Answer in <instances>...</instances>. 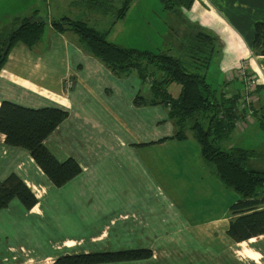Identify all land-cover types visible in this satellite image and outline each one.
Listing matches in <instances>:
<instances>
[{
  "label": "crops",
  "instance_id": "1",
  "mask_svg": "<svg viewBox=\"0 0 264 264\" xmlns=\"http://www.w3.org/2000/svg\"><path fill=\"white\" fill-rule=\"evenodd\" d=\"M49 1L48 21L68 17L73 0H54L53 7ZM39 10V17L45 15L41 0L12 19L30 17ZM182 11L188 18L186 31L188 26H197L195 30L217 38L218 53L213 59L217 65L209 78L208 69L206 78L214 80L218 74L222 94L238 96L242 83L229 77L245 64L263 88L255 96L254 112L264 107V56L253 53L255 24L264 22V0H195L191 10ZM98 29L109 31L110 39L122 30V23ZM177 48L178 43L170 44L167 50ZM67 81L73 86L68 87ZM159 97L144 85L137 71L112 72L81 46L76 35L60 34L50 24L33 49L20 44L12 50L0 72V104L9 101L68 112L45 146L59 162L76 160L82 172L56 187L28 151L8 146L0 134V181L14 173L38 199L31 210L15 200L0 211V264H25L21 260L27 258L23 254L27 250L30 261L53 259L54 263L65 255L136 249H149L153 256L115 264H264V235L238 244L225 237L234 203L212 221L213 229L187 234L183 217L171 202L157 195L156 184L169 180L164 173L167 167L170 176L175 163L194 160L183 154L190 135L184 141L174 139L177 126ZM190 172L194 177L201 171L193 168ZM77 244L82 249L73 247ZM15 256L19 261L6 262Z\"/></svg>",
  "mask_w": 264,
  "mask_h": 264
},
{
  "label": "trees",
  "instance_id": "2",
  "mask_svg": "<svg viewBox=\"0 0 264 264\" xmlns=\"http://www.w3.org/2000/svg\"><path fill=\"white\" fill-rule=\"evenodd\" d=\"M96 1L101 3V0ZM133 2L124 0V6L112 26L126 17ZM160 2L165 11L182 12L191 10L195 0ZM38 13L13 18L0 27V72L16 46L21 44L33 49L50 24L60 34L70 32L76 35L81 46L112 72L121 75L137 71L144 85H147L148 79H153L150 90L156 96L160 94V103L169 109L170 118L177 126L174 139L186 140L187 131L191 130L204 160L212 163L223 183L241 197L230 208L233 218L227 236L238 244L264 235V152L240 147L224 150L221 147V142L236 131V122L241 116L236 111L237 96L232 99H226L222 93L218 96L207 82L206 73L194 71H207L218 53V41L214 35L201 29L195 30L197 26H188L186 33L190 32L186 40L179 44L181 57H175L172 51L152 53L116 45L108 40L109 31L100 32L89 26L86 20L63 17L48 21L40 18ZM253 53L264 56V22L255 24ZM186 55L195 67L183 60ZM171 84L180 86L177 98L167 88ZM262 89L258 85L255 94H261ZM68 115V112L56 108L32 109L9 101L0 104V134L5 136V143L28 151L56 187L64 186L82 172L76 160L71 158L59 162L45 146V141ZM255 119L264 132L263 106L256 110ZM15 200L20 201L27 210L38 203L31 189L13 173L0 181V211ZM152 256L153 252L149 249L97 252L65 255L55 260L54 264H115L149 260Z\"/></svg>",
  "mask_w": 264,
  "mask_h": 264
},
{
  "label": "rangeland",
  "instance_id": "3",
  "mask_svg": "<svg viewBox=\"0 0 264 264\" xmlns=\"http://www.w3.org/2000/svg\"><path fill=\"white\" fill-rule=\"evenodd\" d=\"M36 1L37 0H4V2L0 4V27L1 25L4 26L9 23L12 17L22 15H18V13L23 10V8H26ZM53 1L54 0L49 1L52 7ZM47 6L48 0H41V10L45 7V15L40 13V16L45 19L48 18V15H46ZM123 6L124 0H101L100 4H98L96 0H73L66 16L74 20L89 21V26L98 29L99 26L113 24V21L120 13ZM38 12H40V10ZM187 19L183 11H165L160 0H134L126 17L120 20V23H122V30H117L108 40L118 45L125 44L128 48L140 51L152 53L168 52V45H177V43L182 44L186 40V35L190 32L186 33ZM178 49L179 48L173 50L171 54L175 57H181V54L178 53ZM183 60L190 66L195 67L192 60L189 59L187 55ZM216 65L217 61L211 63L208 78L209 74L213 73ZM194 71L199 74H205L208 70L194 69ZM218 77V74H215V79H207V82L212 85L213 89L217 91V95L220 96L222 93V84L219 85ZM169 91L174 95H179L180 86L172 84L169 87ZM243 126L244 125L241 127ZM247 126H249V128L243 133L235 131L230 138L221 142V147L224 150H229L232 147H240L247 150L264 152V132L260 130L255 121L248 123ZM238 129L242 130V128ZM188 135H190V140H188L183 154L194 157V160L190 162L185 160L175 163V172L170 175L171 177L168 175L170 171L167 167L164 173L168 176L169 180L160 179L155 188L157 195L159 193L161 197H165L171 202L175 210L183 217L187 226L186 233L190 234L195 229L199 230L206 227L213 229L211 226L212 221L221 217L224 212L228 210L230 204L235 203L241 197L233 189L227 187L216 175L215 166L202 158L200 146L197 141L192 138L194 133L188 130L187 136ZM195 147H197V152ZM158 153V155L163 154L162 152ZM184 155H182L183 158H185ZM193 168L195 171H201L197 172L194 177L190 172ZM188 174H191V177H189ZM128 218L129 216H125L123 219ZM219 234L222 235V230H220ZM225 237L231 240L229 237ZM82 246L83 245L77 244L73 247L75 249H82ZM86 247L89 248L87 245ZM188 247L191 248L190 245H188ZM193 247L195 248V244H193ZM196 247L199 249L200 245H196ZM237 249L240 250L239 247ZM201 250L205 251V248L201 246ZM17 251L21 252V250ZM29 253L30 251L27 250L23 253L27 258L23 260L20 259L25 264H54L53 259L39 262L30 261L31 254ZM246 253V255L256 257L252 252ZM9 260H6V262L11 263L19 261L16 256L11 259L9 258Z\"/></svg>",
  "mask_w": 264,
  "mask_h": 264
},
{
  "label": "built area",
  "instance_id": "4",
  "mask_svg": "<svg viewBox=\"0 0 264 264\" xmlns=\"http://www.w3.org/2000/svg\"><path fill=\"white\" fill-rule=\"evenodd\" d=\"M237 79L240 80L243 86L241 94L237 96V108L236 111L241 115L236 122V127L244 128L248 123L255 121V112L253 104L255 102V92L258 86L257 78L248 72L245 64H242L237 68L236 73H233L229 80ZM68 87L73 86V82L67 81ZM153 79L147 80V86L151 88ZM226 99H232L234 96L224 94ZM244 125L243 127H241Z\"/></svg>",
  "mask_w": 264,
  "mask_h": 264
},
{
  "label": "water",
  "instance_id": "5",
  "mask_svg": "<svg viewBox=\"0 0 264 264\" xmlns=\"http://www.w3.org/2000/svg\"><path fill=\"white\" fill-rule=\"evenodd\" d=\"M40 18H42V19H43V17H40Z\"/></svg>",
  "mask_w": 264,
  "mask_h": 264
}]
</instances>
